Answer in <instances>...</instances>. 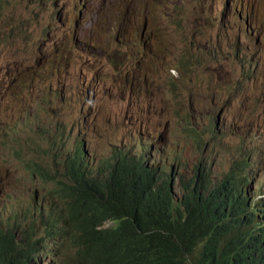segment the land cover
Returning a JSON list of instances; mask_svg holds the SVG:
<instances>
[{"label":"rangeland","instance_id":"rangeland-1","mask_svg":"<svg viewBox=\"0 0 264 264\" xmlns=\"http://www.w3.org/2000/svg\"><path fill=\"white\" fill-rule=\"evenodd\" d=\"M86 5L0 0L1 227L21 239L36 222L37 238L46 237L44 220L64 208L56 195L65 163L80 146L94 173L121 150L146 157L168 181L174 169L178 201L203 158L220 184L246 154L249 194H264V0H231L230 7L226 0ZM120 12L125 29L118 33L106 23L118 13L116 29L123 30ZM222 108L223 133L214 138L207 128ZM206 142L212 146L203 156ZM50 243L55 262L50 256L40 264L69 263L71 246Z\"/></svg>","mask_w":264,"mask_h":264},{"label":"trees","instance_id":"trees-1","mask_svg":"<svg viewBox=\"0 0 264 264\" xmlns=\"http://www.w3.org/2000/svg\"><path fill=\"white\" fill-rule=\"evenodd\" d=\"M145 169H117L107 187V193L101 191L103 184L88 180L76 189L72 183V174H67L58 183L56 195V203L63 204L64 208L61 213L53 209L47 220L43 219L47 215L41 211L46 237L38 238L39 242L57 240L61 241L62 247L70 245L72 256L66 264H176L172 256L177 254V246H186L190 252L196 243L195 240L183 236L173 238L178 241L176 244L172 236L177 233L194 236V229L177 220L176 215L172 216L171 212L175 213L176 209L171 211L169 199H166L168 192L162 194L156 187L158 180L155 175ZM36 172L46 181H53L40 170ZM69 190L74 193V197L70 196ZM225 196V200L221 199V206L224 208L230 205V195ZM114 200L121 201L123 206L114 205ZM90 210H99L103 219H89ZM218 213L222 214L219 210ZM236 214L235 205L233 221ZM124 217L129 218L121 219ZM109 218L120 219L113 222L111 230L102 225ZM233 221L211 223L208 232L213 231V237L198 264H227L228 258L235 256L239 258L236 264H258L254 248L256 243H264V230L260 231L261 236L249 235V240L248 234L234 235L219 249L220 240L233 234ZM147 225H155V229H162L169 237L157 235L151 241L143 239ZM32 236L37 238L36 222L33 223ZM184 240L189 242L188 245ZM237 245L236 253L230 252V247ZM21 246L20 242L10 245L0 242V249L17 250Z\"/></svg>","mask_w":264,"mask_h":264},{"label":"clouds","instance_id":"clouds-1","mask_svg":"<svg viewBox=\"0 0 264 264\" xmlns=\"http://www.w3.org/2000/svg\"><path fill=\"white\" fill-rule=\"evenodd\" d=\"M79 4L83 5L82 9H86V0H79ZM231 0H226V6L230 7ZM242 6L246 8V4L243 3ZM111 6H108V9ZM61 11L57 13V18L61 16ZM117 15L115 17H108L106 23L107 26H112L114 23L115 30L120 33L125 29L122 17L123 30H117ZM82 14L80 13V18ZM239 20L241 23H244L245 32H250L249 19L247 15L240 14ZM147 33L148 26L144 25L143 31L140 37V43L142 47L150 45L147 42ZM174 76V74H173ZM4 94L0 93V100L4 99ZM226 109L222 108L219 113L213 117L210 124L208 125L207 132L212 136H221V126L224 124V116ZM4 119L0 116V121ZM250 126V120L246 117L243 122H241V127L243 130H246ZM191 133L194 135L195 142L199 141V132L197 130H191ZM210 142L204 144V149L202 155L208 153L211 149ZM245 152V151H244ZM202 162L198 165L196 177L189 181L187 184L182 186L183 197L180 201L176 200L174 193V184H175V175L174 169L170 175L169 181L166 178V174L160 169V167H155L152 162L148 163L146 157H142L140 154H135L130 156L128 153H125L123 150L117 152L113 161L109 160L103 169H99L97 173L91 168L90 162L87 160V153L83 147H78L73 154H69L67 161L64 166V179L67 174H72V183L78 188L79 185H82L84 181H94L98 184H103L100 188L101 191L107 193V187L109 186L112 178L114 177L115 171L117 169L122 170L124 167L130 168H146L148 172H152L157 178V188L162 194L168 192L166 199H169L171 211L176 209V212H171L172 216L176 215V219L183 224H187L189 228L193 227V235L191 234H182L177 233L172 236V240L178 244L174 237H189L192 240H195L196 245L189 252L186 246H177V254L172 256V259L175 260L176 264H198L199 260L204 256L206 248L213 237V231L208 232V228H211V223L218 222H229L233 221V210L236 205L237 214L233 221V234L227 235L222 238L219 242V249L221 250L223 246L228 243L234 235L240 236L241 233L248 234L247 240H249V235L255 234L261 236L260 231L264 230V194L256 197L249 194L248 187L253 186L251 176L247 173V170L250 165L249 159L245 155H241L238 160L234 161L230 170L223 178L220 184H214L211 172L212 168L206 163ZM31 174L33 177H36L38 174L36 170H32ZM232 183V185H231ZM168 190V191H167ZM71 197H74V193L69 190ZM230 195V205L226 208L221 206V199L225 200L226 196ZM73 202V201H72ZM114 205L123 206L121 201L114 200ZM222 212L217 214V211ZM243 210V211H242ZM43 211V210H41ZM46 215V214H45ZM89 219L96 218L102 220L103 216L99 210H90ZM129 217H124L121 219H127ZM18 223H20L19 218L16 217ZM120 220L118 218H109L102 223L105 229L111 230L112 227L106 228L107 224H112L113 222ZM32 222L22 231V238L18 239L16 233L10 230H4L0 225V242L4 245H10L14 242L22 243L20 249H0V264H40L42 259L44 262L52 257L50 263L54 260L52 244L49 242L41 243L38 238H33ZM215 224L214 227L215 228ZM155 225H147L144 232L143 239L150 240L157 235H162L169 237L168 233L164 232L162 229H155ZM264 240V239H262ZM185 244L188 245V241L184 240ZM240 243V242H239ZM239 243H237L239 245ZM237 246H231L230 252L236 253ZM43 249V255L41 256L40 250ZM247 253H250L248 251ZM254 255L257 259L258 264H264V243H256L254 248ZM249 256V255H248ZM239 261L238 257H229L227 264H236ZM43 262V264H44ZM48 263V264H50ZM42 264V263H41Z\"/></svg>","mask_w":264,"mask_h":264}]
</instances>
